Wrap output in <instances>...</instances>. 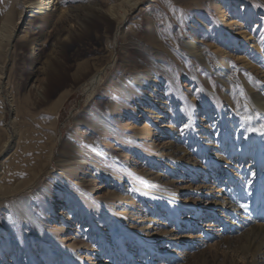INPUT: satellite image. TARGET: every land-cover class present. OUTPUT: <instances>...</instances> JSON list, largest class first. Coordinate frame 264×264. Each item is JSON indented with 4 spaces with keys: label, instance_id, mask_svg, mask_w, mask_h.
I'll use <instances>...</instances> for the list:
<instances>
[{
    "label": "rangeland",
    "instance_id": "1",
    "mask_svg": "<svg viewBox=\"0 0 264 264\" xmlns=\"http://www.w3.org/2000/svg\"><path fill=\"white\" fill-rule=\"evenodd\" d=\"M24 1L0 0V151L7 140L14 148L10 154L6 152L7 155L0 156V172L18 165L19 169L24 170H20L17 178L19 175L31 177L34 170L44 167L52 149V165L58 170V152L66 135L73 131L76 121L82 116L98 111L116 128L115 136L97 134L98 140L108 151L126 164L133 174L142 175L149 182L165 181L164 174H156L154 167L157 161H161V166L168 161L164 156L168 153L172 133L170 136L162 135L161 127L173 132L178 128L182 135L190 137L192 132L189 130L188 112L191 109L197 127L195 134L201 136L203 127L207 123L210 125L211 120L202 108L195 111L193 103L204 97V89H222L224 92L230 89L218 78L214 69L199 64L187 54L183 43L196 38L200 45L206 47L210 63L216 64V67L228 63L230 68L252 71L249 63L261 67L264 62L263 52L258 47L260 45V49L264 50V0H254L260 22L253 20L254 33L245 42L242 40L241 23L244 14L245 18L249 15L251 2L245 5L241 0H142L134 10L127 7V18L120 29H117L116 18L105 21L95 11L97 4L107 10L110 5H118L120 0H71L66 6H73L76 18L68 25L70 35L60 39L55 26L47 28L43 24L32 23L28 29L30 33L24 41L19 42L29 20L27 15L19 20ZM67 12H70L69 9ZM121 14H125V11L122 10ZM150 14L152 17L149 20ZM151 29L156 30L160 36L159 43L166 47L165 56L159 55L156 46L146 42L152 35ZM198 29L204 32L200 34ZM8 31L14 33V42L5 36ZM30 38L34 39V47L40 44L34 53L24 51V45ZM148 47H152V51ZM100 66L104 68L102 81L95 84L91 78L94 70ZM163 66L173 73L177 72L179 88L170 82L171 79L168 80L166 72L160 69ZM136 75L149 83V94L144 92L140 96L134 93L123 97L113 90L107 93L108 89L117 88L121 78L133 82ZM137 87L144 86L140 82L128 89ZM174 89H182L184 102L177 100ZM66 91L71 93L55 125V112H52L51 105ZM162 92L167 95L166 100L156 98ZM108 100L110 106L116 107L115 110L106 105ZM163 105L170 111L160 119L154 117L151 120L152 112ZM54 138L56 141L58 138V141L55 142ZM140 144H144L143 149L138 147ZM77 172L91 189L96 172ZM3 179L2 184L9 181H13L9 184L15 183L14 179ZM51 181V173H43L38 180L41 185L39 194L44 192L49 198V205L44 211L56 214L53 221L45 223V227L57 233L68 248L84 259H91L94 250L91 242L95 239L91 233L94 234L96 226L102 234L107 232L105 222L101 223V216L92 209L85 212L72 203L74 210L68 225L56 232L54 226L66 209L60 202H66V196L63 191L49 193L45 188ZM91 194L95 200L113 209L117 219L124 221L129 229L139 224L134 225L130 204L152 206L148 200L143 201L133 193L127 181H101V185L93 187ZM10 199L0 198V264H13L15 259L18 260L16 264H24L25 260H19L23 253L27 254L26 259L31 264H65L60 254L41 240H35L23 223L12 227V208L7 206ZM36 214L42 215L41 210L36 209ZM16 230L26 237L25 244L18 243ZM187 231L181 230L177 235L181 236ZM238 236L237 233L232 235L226 249L217 246V239L209 242L207 239L200 248L191 247L190 244V247L170 250L190 251L185 264H246L236 257L239 253L231 252L241 251L244 242ZM12 247L15 249L8 250ZM6 251L15 252L9 255ZM164 259L158 258L153 264H161Z\"/></svg>",
    "mask_w": 264,
    "mask_h": 264
},
{
    "label": "bare ground",
    "instance_id": "2",
    "mask_svg": "<svg viewBox=\"0 0 264 264\" xmlns=\"http://www.w3.org/2000/svg\"><path fill=\"white\" fill-rule=\"evenodd\" d=\"M70 1L25 0L19 20L25 15L29 20L19 37L21 39L19 42L24 41L30 33L28 29L32 23L43 24L47 28L55 26L60 39L62 36L70 35L68 25L76 18L74 10L72 11L73 6H66ZM141 1L120 0L118 5H110L107 10L97 4L95 11L102 20L116 18L117 29H120L127 18V7L134 10ZM241 1L245 5L251 2L249 15L245 18L244 14L241 23L242 40L245 42V39L254 33L253 20L258 19V22L260 20L256 2ZM68 9L70 12H67ZM122 10L125 14H121ZM239 15L243 16L242 13ZM164 16H167L166 12ZM151 17L150 14L148 19ZM13 28L14 26L11 27ZM150 32L152 35L146 42L156 46L159 55L165 56L167 49L159 43L160 36L154 29ZM198 32L201 34L204 30L198 29ZM5 36L9 41L12 39L11 42L15 41L12 31H8ZM33 41L34 39L30 38L24 45L25 52L29 50L30 53H34L37 50L36 46H40L38 44L34 47ZM183 45L187 54L199 64L214 69L218 78L230 89L225 92L222 89H204V97L193 103L195 111L202 108L211 120H208L210 125L207 123V126L203 127L201 136L195 134L197 127L191 109L188 112L189 130L192 132L190 137L182 135L178 128L173 132L171 129L161 127L162 135L170 136L172 133L168 153L164 156L168 161L164 166H161V161H157L154 167L156 174H164L165 181L149 182L142 175L133 174L114 153H110L98 140L97 134L115 136L116 128L100 112L91 111L76 121L73 131L66 135L58 152V170L52 165L54 151L52 149L46 161L47 166L34 170L31 177L23 178L19 175L17 178L20 170H24L19 169L18 165L7 168L4 173L0 172V198H11L7 206L12 208L13 214L10 217L12 227L23 223L35 240H41L52 251L60 254L65 264H153L158 258H165L161 264H185L186 257L191 255V252L171 251V248L188 247L190 244L191 247L200 248L205 245L207 239L208 242L217 239V246H224L226 249L235 233L239 234L238 237L244 244L241 251L231 252L239 253L236 257L246 264H264V62L261 67L255 66L253 62L249 63L252 71L230 68L228 63L216 67V64L210 63L206 47L200 45L196 38L187 40ZM258 47L264 58V50L260 49L262 46ZM148 49L152 51L153 48ZM160 69L165 71L168 80L171 79L170 82L179 88L177 72L167 70L166 66ZM103 70L101 66L94 70L95 74L91 80L95 84L102 81ZM140 82L144 87L128 89L129 86H136ZM148 86L149 83L144 81L142 76L136 75L133 82L121 78L117 88L108 89L107 93L113 90L123 97L134 93L142 96L144 92L149 94ZM181 90L174 89V95L182 103L184 100L181 97ZM70 93L71 91H66L60 94L51 105L52 112H55V125ZM165 97L167 95L163 92L156 96L158 100ZM106 105L112 110L116 108L109 105V100ZM167 108L163 105L153 111L151 120L154 117L160 119L164 113L170 111ZM7 131L9 132L8 129ZM143 146L144 144H140L138 147L143 149ZM13 149L11 141L7 140L3 144L0 156L10 154ZM77 171L96 172L91 189L84 184V177L80 178ZM43 173H51L52 180L45 189L49 193L63 191L66 196V202H60L66 209L59 223L54 226L56 232H60L68 225L74 210L72 203L85 212L92 209L101 216V223L105 222L107 232L102 234L100 228L96 226V232L91 233L95 238L91 242L94 248L91 259H84L79 253L68 248L57 233L54 234L45 227V223L53 221L56 214L51 215L44 211L49 205L47 202L49 198L44 192L41 194L38 192L41 188L38 180ZM3 178L6 181L14 179L15 183L9 184L13 182L9 181L8 184H2ZM80 179L81 181H77ZM109 180H119L121 183L127 181L133 193L139 195L143 201L148 200L152 205L143 207L130 204L133 208L134 225L139 223L136 227L127 228L124 221L117 219L113 209L93 198L91 194L93 187L101 185V181L105 183ZM180 184L181 187L178 186ZM69 205L71 206L68 207ZM36 209L41 210L42 215H37ZM186 229L188 230L186 233L177 235L179 231ZM15 233L18 243L25 244L26 237L17 233V230ZM82 245L86 246L85 243ZM15 251L6 252L10 255ZM231 252L228 253L232 254ZM26 257L27 254L23 253L19 260H25L24 264H31ZM17 261L15 259L13 264Z\"/></svg>",
    "mask_w": 264,
    "mask_h": 264
}]
</instances>
